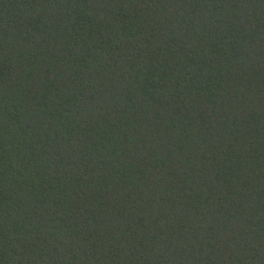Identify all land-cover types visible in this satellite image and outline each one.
Instances as JSON below:
<instances>
[{"label":"trees","instance_id":"1","mask_svg":"<svg viewBox=\"0 0 264 264\" xmlns=\"http://www.w3.org/2000/svg\"><path fill=\"white\" fill-rule=\"evenodd\" d=\"M0 264H264V0H0Z\"/></svg>","mask_w":264,"mask_h":264}]
</instances>
